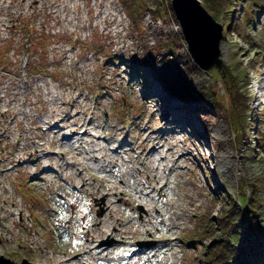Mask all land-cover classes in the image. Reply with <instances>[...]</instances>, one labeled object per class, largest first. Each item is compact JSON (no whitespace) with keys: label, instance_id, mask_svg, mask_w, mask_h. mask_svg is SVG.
<instances>
[{"label":"rangeland","instance_id":"rangeland-1","mask_svg":"<svg viewBox=\"0 0 264 264\" xmlns=\"http://www.w3.org/2000/svg\"><path fill=\"white\" fill-rule=\"evenodd\" d=\"M200 1L223 28L219 62L207 70L193 61L172 0H103L125 26L118 38L102 35V25L92 18L95 0L78 2L82 26L77 20L67 25L54 8L33 5L34 0L33 7L11 4L10 11L0 13V256L16 264H76L77 259L86 264H209L208 257L215 259L208 249L228 241L224 225L252 197L247 185L261 176L264 183V151L259 150L264 144V0H235L232 23ZM166 49L175 56H164ZM170 73L175 82L168 85L163 77ZM230 77L240 80L238 87ZM22 81L28 82L26 90ZM152 89L159 94H150ZM22 104L31 119L18 112ZM179 104L197 108L216 138L208 141L200 120L191 121L176 109ZM84 113L92 114L96 135L105 127L99 141L83 143L85 149L111 158L113 146L129 142L127 150H135L131 158L122 151L115 156L117 175L108 162L101 175L98 163L80 156L82 147L75 152L48 130L55 121L65 128L69 122L61 120L71 116L75 125L88 124ZM158 131L164 146L149 160L172 149L171 166L190 154L169 175V189L151 184L160 198L159 215L148 211V198L136 195L139 179L146 182L155 173H145L143 160L131 161L142 149L154 148L147 137H158L153 134ZM60 159L69 166L86 163L80 172L94 179L89 182L101 194L116 188L118 215L92 242L86 232L102 227L96 224L107 213L106 199L82 188L70 167L59 169L55 162ZM258 186L263 204L257 217L264 226V185ZM145 188L143 193L151 191ZM191 201L195 205L187 211ZM178 207L184 209L181 221L173 217ZM176 223L179 228L172 230ZM93 249L105 252L87 255Z\"/></svg>","mask_w":264,"mask_h":264},{"label":"bare ground","instance_id":"bare-ground-1","mask_svg":"<svg viewBox=\"0 0 264 264\" xmlns=\"http://www.w3.org/2000/svg\"><path fill=\"white\" fill-rule=\"evenodd\" d=\"M30 1L31 0H12V1L0 0V13L4 12L5 10L10 11V9H12V7L10 6L11 4H14L13 5L14 8L22 6V7H24V10H25L28 7H33V5H35L37 3L41 4V6H45V4L47 3L48 4L47 6H50V8L55 9V13H57L56 14L57 18L59 16H61V17H63L64 20H68L67 25H69L73 21L77 20L78 23L80 24V26H82V20H81L80 14L78 13V10L80 7L78 2L80 0H38V1L34 0V2H33L34 4L31 6L29 4ZM95 7H96L97 12H96V15L95 16L93 15L92 18L98 21L97 26L102 25V29H101L102 35L107 37V38H109V37L110 38H118L122 34L125 26L120 21L117 22V19H116L117 10L115 8L107 9L103 0H95ZM89 14H90V12L88 13V15ZM3 25L4 24L1 22V19H0V27H2ZM123 48H124V44L121 43V49H123ZM163 81H164V83H167L168 85L174 84V82H175L174 77L172 76L171 73L168 75H165V77H163ZM27 83H28L27 81H22V87L24 88V90H26V88L29 86V85H27ZM262 88L263 87L261 86V89ZM149 93L154 94V95L159 94L156 89H152V91L150 90ZM52 100H54L53 96H52ZM22 105H23L22 108L18 112L23 117V119H25V116H29V118L31 119V117H32L31 111H29V110L25 111L24 110L25 105L24 104H22ZM179 105H182V104H179ZM176 109H178V111H180L181 113L184 110V112L186 113V116L188 118H190L191 121H193V122H195V121H197V119H199L201 122V126L208 131V136L205 137V138H207L208 141L210 139L212 140V139L216 138L215 134L213 133V130H212V124H210V122H208L205 117L201 116V114H200L201 112H198V110H196L197 108H191L190 109L189 107L182 105L180 108H176ZM86 112H89L88 108H87ZM59 113H62V112H59ZM69 114L70 113L68 112V115ZM77 115H79V114H77ZM86 116H87V114L84 113V117H86ZM91 116H92V114L90 113L89 116L85 118V119L88 118V124L83 123L80 125H75L74 124L75 119H73V117L71 116L69 119L64 118L61 120L65 123L69 122V124L65 125V128L59 127L58 121L57 122L55 121L54 125H56V126H51L48 128V130L51 131L54 136L59 134L61 141H62V144H65V145L67 144L68 148L73 147L74 148L73 150L75 152H76V150H78L79 147H82L84 150L81 152L78 151L80 156H83V159L86 161V163L89 160L88 157H91L90 159H92L95 163H98L99 167H97V169L100 171L99 173L101 175L106 173V170L104 167H105V164L107 162H108V164H112L113 170H110V171L114 175H117L118 169H117V166H115L116 165L115 163L119 161V159L116 158L117 156H119V154H120L119 152L122 151L121 154L128 155L131 158V153L135 152V150H130V151L127 150L126 147H131V143H129V142H127L126 144L119 145V146H113L114 148L109 149V152H110V150L113 151V149H114L113 154H116V155H114V157L111 158L106 153L101 152L102 155L97 154V156H96L93 153L94 150H92L91 148L85 149L83 143H86L88 141V138H97L96 140L99 141V139H100L99 135L101 136L105 132V127L103 126L102 131L99 132V135L95 134V132L97 130L92 125L93 121H92ZM40 121H43V120H40ZM44 121H46L48 123V120H44ZM187 121L190 122L188 119H187ZM185 123H187V122H185ZM66 129H67V131H66ZM62 132H66V133L63 134ZM159 133H160L159 131L153 132V134L155 136H157ZM176 134H178V133H176ZM108 135H110V133H108ZM102 138L105 139L106 141H108V138H104V137H102ZM147 139H150V143L152 145L154 144V148H152V150L149 149V151H147L146 153H145V149H142L139 152V155L136 157V159H134L132 157L131 161L134 164H137L138 159L143 160V162H144L143 167H144L145 173L149 172L152 169L151 171L155 174L154 175H148V177L150 176V178H148V180L146 182H144V180H142L141 178L139 179L140 180L139 185L136 186V189H137L136 195L138 196V198H140L139 195H141V198H143V199L148 198L145 201L146 206L149 207L148 211L149 212H155L156 214L159 215L160 212L157 209V204H158V200L160 198H158V199L155 198L154 194L156 192V187H152L151 184L153 182L154 183L156 182L157 185L164 183L162 186L160 185V187L162 189H164L166 187L169 189V175H171V173H173V171L178 170V166L180 165V163L183 161H187V159H189L190 154L189 153H186L185 155L182 154V156H180L179 158H177L176 160L171 162V166L168 165V161H169L168 158H170V156L173 154L170 152V150H172V149H168V151L165 154H162L160 156L159 160H154V159L149 160L148 159L149 155H153V153L161 152L160 150L163 149L164 144H163L162 138L159 137V135L156 138L154 136H148ZM71 141H75V143H77V144L76 145H70ZM180 142H184V140L183 141L180 140ZM110 145H111V143H110ZM158 147L160 150L155 151ZM138 148H140V147L138 146ZM189 149H191V148H189ZM167 153H168V155H167ZM86 163H85V165H83V163H81V162H78V163L73 162L72 166H69V164H67V161L63 160V159L62 160L60 159L58 162H55L56 166H58V168L61 170L67 169L70 167V171L72 173H75L74 174L75 179L80 184H82V188H84L86 191H89V190L92 191V192H89V194L101 195L102 197H104L106 199L107 213H106L104 218H99L97 220V224H96V225H99L102 227H97L95 232L94 231L92 232V229H90L86 232V235L88 236V238H90V242H92V241H94L95 236L98 232H103V230L105 228H107L109 226V224L111 223L110 221L111 220L114 221L116 219V216L118 215V211H115V203L113 200V197L116 194V192H114V190H116V188L115 187L109 188L106 190V194H103V193L101 194L100 189H98L97 186H95L93 183L89 182L90 180H94V179H92V178L87 179L85 176H83L82 172H80V169L86 170V167H87ZM125 168H126V166H125ZM166 168H168V169H166ZM138 170L140 171V169H138ZM168 170H169V172H168ZM142 172L143 171H140V174ZM150 174H152V173H150ZM151 176H153V181H150ZM103 177H105V175ZM135 178H137V177H135ZM98 183H99L98 184L99 188H101L103 181L99 180ZM131 183H133V180H131ZM143 187H146L147 190H151V191H145L143 193ZM194 205H195V202H193V201L189 202L186 210L187 211L190 210V208L192 206L194 207ZM177 210L178 211L173 214L174 220L178 219V221H181L182 220L181 215L183 214L184 209L181 207H178ZM146 215L148 217H151L152 220H155V218H154V217H156L155 215H151V214H146ZM149 223H152V222H149ZM162 223L164 224L165 228L168 227L165 224V221H162ZM177 224L178 223H176V225H174V226H170V228H172V230H174V229L177 230L179 228L177 226ZM170 231H171V229H170ZM91 233H93V235ZM166 242H167V239H165L164 243H166ZM94 250L97 251L98 255H101L102 253L105 252L104 249H93V250L88 251L87 255H90ZM63 263H65V262H63ZM76 264H86V263L84 261L79 263V259H77Z\"/></svg>","mask_w":264,"mask_h":264},{"label":"trees","instance_id":"trees-1","mask_svg":"<svg viewBox=\"0 0 264 264\" xmlns=\"http://www.w3.org/2000/svg\"><path fill=\"white\" fill-rule=\"evenodd\" d=\"M203 2L214 12V16L218 15L219 18H224L225 22H233V20L231 22V19L234 16L232 11L236 8L235 0H203ZM152 11L150 9V12ZM236 22L237 20L235 19L234 24L228 28L230 32H233L232 30H234ZM136 23L140 24L137 18ZM237 30L241 29L236 28V32ZM168 54L175 56V51L166 49L164 56ZM229 79L234 84L237 83L238 87L240 80L231 77ZM236 92L239 93L241 90L237 89ZM232 100L235 109L238 99L234 96ZM259 150L264 151L263 143H261ZM258 185H261V189L263 188L262 176L258 182L251 181L247 185L251 190L252 197L247 200L248 202L245 203V207L239 211L237 214L238 218L235 216L234 219L226 221L224 229H226V232L230 236L228 241L219 248H216V250L208 249L209 252H212V255H216L214 260L208 257L209 264H264V226L257 217L263 203L257 195L258 190L256 191V188L258 189Z\"/></svg>","mask_w":264,"mask_h":264},{"label":"water","instance_id":"water-1","mask_svg":"<svg viewBox=\"0 0 264 264\" xmlns=\"http://www.w3.org/2000/svg\"><path fill=\"white\" fill-rule=\"evenodd\" d=\"M172 9L193 61L201 70L218 64L223 28L205 9L200 0H172ZM0 264H16L0 256ZM22 264H27L23 261Z\"/></svg>","mask_w":264,"mask_h":264}]
</instances>
